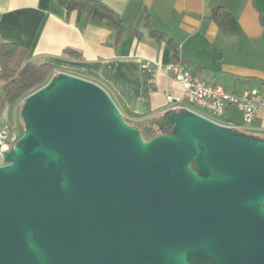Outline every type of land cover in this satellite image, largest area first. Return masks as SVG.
Wrapping results in <instances>:
<instances>
[{
    "label": "water",
    "instance_id": "water-1",
    "mask_svg": "<svg viewBox=\"0 0 264 264\" xmlns=\"http://www.w3.org/2000/svg\"><path fill=\"white\" fill-rule=\"evenodd\" d=\"M2 149L0 264H264V138L189 107L145 139L59 71Z\"/></svg>",
    "mask_w": 264,
    "mask_h": 264
},
{
    "label": "crops",
    "instance_id": "crops-1",
    "mask_svg": "<svg viewBox=\"0 0 264 264\" xmlns=\"http://www.w3.org/2000/svg\"><path fill=\"white\" fill-rule=\"evenodd\" d=\"M101 1L118 13L125 30H136L120 36L105 21L68 14L56 0H0V40L23 47L26 60L52 64V74L64 71L98 83L132 125L166 110L168 95L182 97L181 85L166 69L177 59L230 93L255 88L264 95V0ZM216 9L225 14L223 26L213 17ZM65 49L80 56H68ZM144 62L154 70L151 86L142 76ZM221 119L241 126L243 113L228 104ZM239 130L264 138V107L251 128Z\"/></svg>",
    "mask_w": 264,
    "mask_h": 264
},
{
    "label": "trees",
    "instance_id": "trees-1",
    "mask_svg": "<svg viewBox=\"0 0 264 264\" xmlns=\"http://www.w3.org/2000/svg\"><path fill=\"white\" fill-rule=\"evenodd\" d=\"M63 6L67 13H84L86 21L103 22L114 28L121 36L125 28L118 13L101 0H56ZM216 9L213 13L214 19L220 26L224 24V13ZM147 16V15H146ZM146 16L142 19L146 22ZM135 31V27H129L125 31ZM68 56L78 57L79 53L72 49H65ZM26 50L14 42L0 40V112L8 104H16L32 91L44 85L51 77L53 65L50 63H35L25 59ZM177 54L175 58L177 59ZM149 90L145 89L144 95ZM170 112L157 114L145 121L134 125L138 128L145 139L162 133H170Z\"/></svg>",
    "mask_w": 264,
    "mask_h": 264
},
{
    "label": "built area",
    "instance_id": "built-area-1",
    "mask_svg": "<svg viewBox=\"0 0 264 264\" xmlns=\"http://www.w3.org/2000/svg\"><path fill=\"white\" fill-rule=\"evenodd\" d=\"M166 69L181 85L183 90L181 98L167 96V100L170 103L168 108L178 110L187 107L184 102H189L204 108L211 116L221 118L227 105L234 104L243 113V123L241 126H231L249 129L252 126V121L258 108L264 107V95L260 94L255 88L246 90L241 95H235L226 91L222 86L208 83L193 74L180 59L169 63ZM141 71L144 82L151 86L154 82L153 68L150 67L148 62H144L141 64ZM209 118L218 122L211 117ZM17 138L18 135L13 133L11 127L0 116V164L2 163V149L13 145Z\"/></svg>",
    "mask_w": 264,
    "mask_h": 264
},
{
    "label": "rangeland",
    "instance_id": "rangeland-1",
    "mask_svg": "<svg viewBox=\"0 0 264 264\" xmlns=\"http://www.w3.org/2000/svg\"><path fill=\"white\" fill-rule=\"evenodd\" d=\"M21 105H22L21 102L19 104V107H16V104H8L0 112V116L2 117V119L11 127L13 133L18 135V138L23 133L24 126H25L24 121H23L21 114H20ZM184 105L189 106V108H191L192 110H194L196 112H199V113L204 114V115H208L209 117L217 120L220 123L222 122L221 118L211 116V114L208 111H206L204 108H202L196 104L185 102ZM14 143H13V145H14ZM13 145H11V146H13Z\"/></svg>",
    "mask_w": 264,
    "mask_h": 264
}]
</instances>
